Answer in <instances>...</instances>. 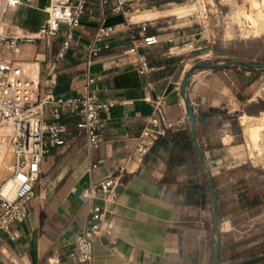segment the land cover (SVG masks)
<instances>
[{
  "label": "crops",
  "instance_id": "obj_1",
  "mask_svg": "<svg viewBox=\"0 0 264 264\" xmlns=\"http://www.w3.org/2000/svg\"><path fill=\"white\" fill-rule=\"evenodd\" d=\"M49 2L23 0L8 8L1 19L4 32L35 33L48 17ZM189 2L137 0L127 4V12H115L116 0H88L78 25L23 45L17 58L35 79L37 95L46 93L54 65L56 93L92 88L115 105L101 111L96 147L87 145L86 133L77 127L80 115L64 112L66 142L44 156L28 216L9 231L0 230V264H83L74 242L89 221L90 202L82 190L112 173L120 181L107 227L94 237L92 264H212L217 233L210 175L220 217L218 264H240L249 257L244 252L264 245V146L251 139L264 125V107L253 111L264 101V73L234 64L199 67L191 74L186 96L208 172L181 92L185 72L206 50L194 14L183 13ZM105 26H116L106 37L109 46L90 57ZM69 32L70 46L60 56ZM145 34H155L157 42L130 52L137 36ZM261 38L264 33L256 37ZM141 55L153 66L146 73L140 71ZM160 99H166L160 104L167 124L163 139L139 159L134 148Z\"/></svg>",
  "mask_w": 264,
  "mask_h": 264
},
{
  "label": "built area",
  "instance_id": "obj_2",
  "mask_svg": "<svg viewBox=\"0 0 264 264\" xmlns=\"http://www.w3.org/2000/svg\"><path fill=\"white\" fill-rule=\"evenodd\" d=\"M88 0H50L47 6L48 17L44 24L32 34H7L0 30V230L9 231L12 226L28 216V201L34 195V186L40 179L42 160L51 147L63 145L69 127L61 121L64 112L72 110L80 115L77 127L86 133L87 145L96 147L100 143L99 125L101 111L112 108L115 102L87 88L78 94H58L54 91L56 68L50 66L46 78L47 91L36 94L35 79L25 72L17 56L25 43L37 41L58 34L63 27L71 28L80 23ZM108 0H102L106 3ZM137 0H116L115 12H127V4ZM23 0H0V23L3 14L10 7L21 4ZM143 29L145 27L143 26ZM116 30V26L100 27L95 42L89 50L90 57L99 55L109 46L106 37ZM72 33L67 34L64 55L70 46ZM155 34L139 35L132 53L139 47L157 42ZM191 47L192 44H189ZM4 50L14 54L6 57ZM153 69L145 55H141L140 71L146 73ZM94 77L88 78V84ZM166 99L155 103V110L134 148V154L142 159L154 141L164 133L167 124L160 108ZM120 177L112 173L97 183L82 190V196L90 202L89 221L75 236V249L78 260L92 264L94 237L107 227L108 212L113 202V192L117 190ZM95 197L103 199L95 201Z\"/></svg>",
  "mask_w": 264,
  "mask_h": 264
},
{
  "label": "rangeland",
  "instance_id": "obj_3",
  "mask_svg": "<svg viewBox=\"0 0 264 264\" xmlns=\"http://www.w3.org/2000/svg\"><path fill=\"white\" fill-rule=\"evenodd\" d=\"M183 13L194 14L197 31H203L198 38L206 50L199 61L224 62L239 57L264 62V38L256 39L264 33V0H190ZM0 30L5 31L1 23ZM253 68L264 73V67ZM263 107L261 100L253 111ZM263 133L264 125L251 136L255 146H264Z\"/></svg>",
  "mask_w": 264,
  "mask_h": 264
},
{
  "label": "water",
  "instance_id": "obj_4",
  "mask_svg": "<svg viewBox=\"0 0 264 264\" xmlns=\"http://www.w3.org/2000/svg\"><path fill=\"white\" fill-rule=\"evenodd\" d=\"M234 64H242L250 67H264V62H254L247 59H233L227 62H211V61H196L184 74V78L182 81V95L185 99V101L188 104L189 112H190V119H191V133L193 136V140L200 158V161L203 165V167L210 172L209 166L207 164V161L205 159L203 150L200 146V143L197 138L196 134V123H195V115L193 112V109L189 105V101L186 96V89L189 82V78L195 68L197 67H221V66H230ZM210 190H211V196L213 199V212H214V225L217 233L216 243H215V249H214V255H213V262L212 264H218V258H219V251H220V244H221V232H220V217H219V207H218V198L214 186L213 177L210 175Z\"/></svg>",
  "mask_w": 264,
  "mask_h": 264
},
{
  "label": "trees",
  "instance_id": "obj_5",
  "mask_svg": "<svg viewBox=\"0 0 264 264\" xmlns=\"http://www.w3.org/2000/svg\"><path fill=\"white\" fill-rule=\"evenodd\" d=\"M158 139H163V136L160 135L158 137ZM264 245H261L259 247H255V248H252L246 252H244L245 254H247V257L246 259L242 260L240 262V264H256L257 262L261 261L263 258H264V251H262V248H263ZM260 249L261 252L258 253H255L256 250Z\"/></svg>",
  "mask_w": 264,
  "mask_h": 264
}]
</instances>
